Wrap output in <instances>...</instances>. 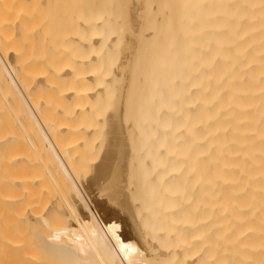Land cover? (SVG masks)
<instances>
[{
  "label": "bare ground",
  "instance_id": "obj_1",
  "mask_svg": "<svg viewBox=\"0 0 264 264\" xmlns=\"http://www.w3.org/2000/svg\"><path fill=\"white\" fill-rule=\"evenodd\" d=\"M57 3L0 0V264H264V0Z\"/></svg>",
  "mask_w": 264,
  "mask_h": 264
},
{
  "label": "rangeland",
  "instance_id": "obj_2",
  "mask_svg": "<svg viewBox=\"0 0 264 264\" xmlns=\"http://www.w3.org/2000/svg\"><path fill=\"white\" fill-rule=\"evenodd\" d=\"M56 1H57V0H56ZM63 1H64V0H58V3H60V4L57 3L56 6H58L59 8H58V7L56 8V6H55L54 9H55V8H56V9H62V7H65V8H64L65 11H68V9H69V11H68L67 13H69V12H71V13L75 12L74 14H76V12H77L76 10H78V8H77V7L75 8V6L78 5L79 2H81V1H83V0H79V2H78V0H71V2H69L70 0H65L64 3H63ZM67 2L69 3L68 6L65 5ZM76 2H77V3H76ZM61 3H62V6H60ZM63 4H64L65 6H63ZM72 5H74V6H72ZM66 7H68L67 10H66ZM72 8H73V10H74L73 12H72ZM75 9H76V10H75ZM65 11L61 10V13H60V14H63ZM61 21H62V20H61ZM136 36H137V34H135V38H136ZM138 37H139V36H138ZM136 39H137V38H136Z\"/></svg>",
  "mask_w": 264,
  "mask_h": 264
}]
</instances>
